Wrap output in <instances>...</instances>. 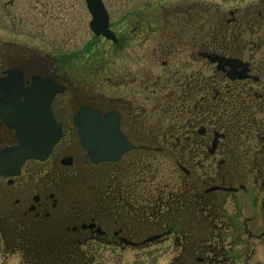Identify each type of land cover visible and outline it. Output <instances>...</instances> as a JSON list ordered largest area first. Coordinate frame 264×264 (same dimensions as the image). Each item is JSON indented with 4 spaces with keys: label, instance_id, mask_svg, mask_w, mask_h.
<instances>
[{
    "label": "flooded vegetation",
    "instance_id": "1",
    "mask_svg": "<svg viewBox=\"0 0 264 264\" xmlns=\"http://www.w3.org/2000/svg\"><path fill=\"white\" fill-rule=\"evenodd\" d=\"M41 1L4 0L2 18L18 28ZM100 2L114 41L90 32L79 50L42 57L34 44L0 34V158L34 129L42 102L61 130L44 160L14 169L2 161L4 256L94 264L93 248L168 244L176 264H249L253 242L264 249V59L254 58L264 32L247 30L264 29V7L253 15L223 11L216 0ZM88 80L100 91L85 93ZM82 111L113 120L125 145L117 160L91 161L75 123ZM169 150L180 152L176 182L154 183L153 153ZM79 164L89 173L76 200L65 184Z\"/></svg>",
    "mask_w": 264,
    "mask_h": 264
},
{
    "label": "rangeland",
    "instance_id": "2",
    "mask_svg": "<svg viewBox=\"0 0 264 264\" xmlns=\"http://www.w3.org/2000/svg\"><path fill=\"white\" fill-rule=\"evenodd\" d=\"M3 1L4 0H0V3ZM41 2H43V4L34 7V11L32 8V11L25 15V23H21L18 28L10 21L2 18L4 17V14L0 11L1 36L7 38L16 37L25 45L34 44L39 48L42 57L54 53L58 54L71 50H79L82 45L87 41H90L92 35L88 28L89 18L87 16L85 17L84 10L80 6V0H42ZM216 2H219L221 10L223 11H228L230 9L234 10L235 8L245 10L248 7L253 15L256 14L257 11H261L264 7V0H216ZM47 4H50V6ZM80 17L82 18L80 19ZM247 31L264 32V29L255 28V30H253L252 27H249ZM90 47L91 43L89 45V48ZM105 48L110 50L111 58L115 60L112 46H104V49ZM261 50L262 51L254 57L257 61L264 59V47ZM165 58V56H161L154 60V75L162 73L161 60ZM178 60V56H172L169 60V65H176ZM187 60L188 56H180V63H188ZM137 64H140V62L138 61ZM184 73L185 75L190 73L194 74L195 71L186 68L182 71V74ZM83 89L85 93L91 92L96 94L100 91L98 90V85L89 80L83 84ZM107 93L112 95L111 86L108 87ZM153 159L159 171L156 174L154 183L173 184L176 182L179 171H177L178 169L175 162L180 159V152L173 150L157 153L154 152ZM73 170H77V172L79 171L77 174L78 176L74 179H70L71 182L65 184V186L72 188L70 193H73V196H78L76 198V200H78L81 199L80 196L85 188L87 182L86 173L88 171H84L85 167L80 164L76 165ZM76 200L73 198V201L69 205L71 208H78L80 205ZM261 224V216L258 215L249 226L252 230L258 231L262 226ZM2 236L3 235L0 232V264H32L31 259H28L27 257L21 258L20 254L11 255L9 253L7 256H4L7 249L3 248ZM262 243L263 242H253L254 249L251 250L254 254L249 259V264H256L257 261L260 262L261 259L263 260L264 249ZM92 251L93 256L95 257L94 264H176V262L173 261L175 255L174 248L168 244L151 248L129 250H117L111 247H97L93 248ZM89 258L90 256L88 257V260L86 259L87 262L89 261ZM43 261L44 260L40 259L39 263L44 264ZM73 262L74 260L69 262L63 260V264H72ZM45 264L48 263L46 262ZM55 264L61 263L56 262Z\"/></svg>",
    "mask_w": 264,
    "mask_h": 264
},
{
    "label": "water",
    "instance_id": "3",
    "mask_svg": "<svg viewBox=\"0 0 264 264\" xmlns=\"http://www.w3.org/2000/svg\"><path fill=\"white\" fill-rule=\"evenodd\" d=\"M86 2L91 14L89 28L92 33L95 36L101 35L114 41L115 37L108 29L107 13L100 0H86ZM41 106L40 118L35 120L34 129L30 124V131L28 134L25 133L24 138L20 140V145L3 154V158L1 157L3 160H0V172L6 159L12 162L10 168L13 169L17 168L26 158L44 160L60 139V127L49 114L47 108H44L43 102ZM93 114L95 116H92V114L88 116L86 112L82 111L75 120V123L79 126V137L82 145L88 150L91 161L94 163L117 160L123 153L125 145L122 138L119 139L120 136L115 131V123L107 117L105 123L100 124L97 114ZM16 123H18V119L15 120L14 124ZM14 127L18 130L21 128L19 125H14Z\"/></svg>",
    "mask_w": 264,
    "mask_h": 264
}]
</instances>
